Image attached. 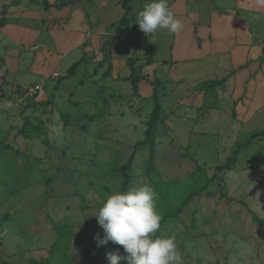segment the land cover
Listing matches in <instances>:
<instances>
[{
    "label": "rangeland",
    "instance_id": "rangeland-1",
    "mask_svg": "<svg viewBox=\"0 0 264 264\" xmlns=\"http://www.w3.org/2000/svg\"><path fill=\"white\" fill-rule=\"evenodd\" d=\"M46 1L0 0V24L42 34L30 45L17 41L0 61L1 74L7 69L0 264H109L110 252L126 256L111 241L97 247L103 229L94 216L113 192L142 185L157 194V235L175 240L184 264H264V137L243 148L264 129V62H241L250 77L238 90L229 82L204 93L188 83L230 66L220 56L196 61L210 51L202 46L212 40L210 17L225 10L221 0H168L183 30L149 36L135 23L150 0H130L124 26L122 0H79L65 15L45 11ZM75 9L83 17L69 21ZM27 11L35 18L26 19ZM254 15L251 28L263 41L264 16ZM52 35L56 46L44 48ZM128 59L142 77L135 92ZM154 80L161 120L151 148L143 141ZM237 147L236 161L219 170Z\"/></svg>",
    "mask_w": 264,
    "mask_h": 264
},
{
    "label": "clouds",
    "instance_id": "clouds-1",
    "mask_svg": "<svg viewBox=\"0 0 264 264\" xmlns=\"http://www.w3.org/2000/svg\"><path fill=\"white\" fill-rule=\"evenodd\" d=\"M255 7L264 8V0H254ZM146 35L164 30L169 35L179 34L184 24L175 18L168 0H150L137 13L136 23ZM261 195L257 193V197ZM157 194L148 185L133 186L126 192L115 191L99 207L96 215L103 236L94 237L97 247L109 241L123 247L126 256L119 251L107 254L109 264H184L175 240L157 235L161 216L156 211Z\"/></svg>",
    "mask_w": 264,
    "mask_h": 264
},
{
    "label": "crops",
    "instance_id": "crops-1",
    "mask_svg": "<svg viewBox=\"0 0 264 264\" xmlns=\"http://www.w3.org/2000/svg\"><path fill=\"white\" fill-rule=\"evenodd\" d=\"M9 4L13 0H8ZM226 0L219 1V6L221 8L225 9L223 10L222 14L216 13L212 17H210L209 20V31L210 35L212 37L211 42H206L203 44L202 47H207L210 51L204 53L205 56H200L196 59L201 60L203 59L205 62H207L211 55L213 56H220L219 58H224L227 60L230 64L228 69H224L222 73H220L219 77H213V76H207V79L194 80L192 83L188 82L187 77L188 75L186 72H184L183 75H185V78L189 84H201L206 81L211 80H221L223 78H226L225 83L232 82V85L236 86L237 90L241 89V86L243 87L245 83V79L247 75H249L247 71L248 62L241 65L243 61L250 60L251 61H258V64H262L264 62L263 55H264V40L260 41L255 34L253 33V30L251 28V20L255 19L254 14H259L261 16H264V8L258 9L254 4V0H232L233 3L225 4ZM49 5H54L56 3L49 1H46ZM224 4V5H223ZM226 5V6H225ZM43 6V5H42ZM73 6L65 7L61 10H56L53 7H50L48 12H51V14H61L65 15L68 14L70 11V8L72 9ZM2 8V7H1ZM33 10H36L38 8L37 6H32ZM43 8V7H42ZM222 10V9H221ZM58 11V12H57ZM5 14V13H4ZM75 14L80 15V19L83 17V13L81 10H74L73 15L71 14V19L75 17ZM10 15H6V17H9ZM35 16V15H34ZM31 15L30 11L25 12L24 17L26 19L35 18ZM39 16V15H38ZM80 23L84 26H86L82 20H80ZM70 24V23H69ZM80 25V24H78ZM239 27H244V30L239 29ZM241 30L242 32H239ZM238 32L241 33V38L244 39L241 40V38H237ZM42 34L41 32L23 27V26H11V25H3L0 27V60L1 62L4 61L7 55L8 48L12 47L13 45H16L19 42H22L25 45H30L34 42L41 41ZM41 38V39H40ZM52 40H50L49 43H46L43 45L44 48L54 49V46H56L57 42L55 43L54 36L52 35ZM44 43V42H43ZM218 47H224V50H216ZM198 48V47H197ZM200 51V48H198ZM207 53H212L209 56H207ZM262 59V61H261ZM202 60V61H203ZM203 61V62H204ZM234 63V64H233ZM181 65L182 70H187L189 67L188 64H178ZM178 65H175V69ZM234 65V67L232 66ZM3 70H7L6 67H4ZM217 70V68L215 69ZM225 70H229V73L226 75ZM213 74L215 75L216 72L214 71ZM175 77V70L173 69L171 71V77L172 79ZM1 71H0V80H1ZM182 78V76H180ZM212 77V79H210ZM250 75L248 76L247 80L249 79ZM189 78V77H188ZM205 80V81H204ZM246 80V81H247ZM215 89V88H214ZM260 97V96H259ZM261 98V97H260Z\"/></svg>",
    "mask_w": 264,
    "mask_h": 264
},
{
    "label": "trees",
    "instance_id": "trees-1",
    "mask_svg": "<svg viewBox=\"0 0 264 264\" xmlns=\"http://www.w3.org/2000/svg\"><path fill=\"white\" fill-rule=\"evenodd\" d=\"M79 0H61L59 3L54 4V5H49L46 2L43 4V9L48 10L50 7L55 8L56 10H61L65 7L73 5L75 2H78ZM130 0H122L121 6L123 9V18L120 21V26H124L128 24V20L126 19V16H128L130 12ZM3 26V24H0V27ZM138 32V29H135ZM138 45V43H136ZM135 45V46H136ZM1 61V60H0ZM127 65L130 69V74L128 77V81L131 84L132 90L135 92L137 90V85L138 83L142 80V77H139V69L134 67L132 63V59H128ZM6 77H7V70H2V76H1V82H0V97L3 96L2 93V86L6 84ZM226 81V78H223L221 80H211V81H206L200 84L199 88L205 93L208 90L214 89L216 87H224V82ZM152 98L154 101V107L153 110L150 114L148 123L146 125V129L144 131V141L143 143H149V146L152 148L153 147V135L155 128L157 124L160 122V106L157 100V90L159 86V81L154 80L152 82ZM264 137V129L252 133L248 140L245 142L243 145V148H248L251 146L252 142L258 138H263ZM239 152V147H237L234 151L233 154L230 158L227 159L226 163L224 166L218 167L219 170H228L230 166L236 161L237 154ZM30 264H42L41 262L37 261H32Z\"/></svg>",
    "mask_w": 264,
    "mask_h": 264
},
{
    "label": "built area",
    "instance_id": "built-area-1",
    "mask_svg": "<svg viewBox=\"0 0 264 264\" xmlns=\"http://www.w3.org/2000/svg\"><path fill=\"white\" fill-rule=\"evenodd\" d=\"M36 89L37 88H35V87L29 88L28 91H27L28 93H26V96L32 97L36 93Z\"/></svg>",
    "mask_w": 264,
    "mask_h": 264
}]
</instances>
